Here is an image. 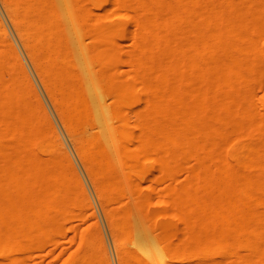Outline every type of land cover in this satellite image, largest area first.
<instances>
[{
  "label": "bare ground",
  "instance_id": "6f19581e",
  "mask_svg": "<svg viewBox=\"0 0 264 264\" xmlns=\"http://www.w3.org/2000/svg\"><path fill=\"white\" fill-rule=\"evenodd\" d=\"M1 1L94 184L120 263L264 264V116L254 102L264 0ZM149 173L166 182L156 212ZM86 209L84 179L0 14V264L44 259ZM92 224L68 238L77 244L60 264H113Z\"/></svg>",
  "mask_w": 264,
  "mask_h": 264
},
{
  "label": "rangeland",
  "instance_id": "374dc122",
  "mask_svg": "<svg viewBox=\"0 0 264 264\" xmlns=\"http://www.w3.org/2000/svg\"><path fill=\"white\" fill-rule=\"evenodd\" d=\"M111 4L109 2L105 3L104 6L102 8L105 7H110ZM0 14L5 22V24L7 25L10 35L12 37V39L14 40V42L16 43L21 56L23 57V60L39 90V92L41 93V96L53 118V121L55 122L64 142L65 145L67 147V149L69 150L71 156L73 157L76 166L79 170V172L81 173V176L84 179V182L86 184V187L88 189V192L90 194L91 200L93 202V209L92 210H83L84 214L86 216H89V218H87V220H82V219H76L74 220L75 223L77 224V228L74 229H69V234L67 238V241L61 243L55 250H53V252L50 251V253H48L49 248L45 249V250H40L38 251L41 253H48L47 256L42 259L40 257L35 258L36 256H34L33 258H35V260L33 259V261L31 262V264H35L41 261V264H60L61 261L68 257L69 253L72 251V249L76 246L77 243H71V241L68 239L71 235L75 234L76 235V240L78 241L80 239V233L83 231H88L89 229L92 228V223L95 221V219L98 220L99 225L102 228V231L104 233L105 236V241L109 250V254L111 256V260L113 264H121L120 263V259H119V251H118V247H117V242L118 240L116 239V237L114 236V234L112 233L111 230V226L109 224L106 212L102 206V203L98 197V194L96 192V189L94 187V184L85 168V166L83 165L77 151L76 148L74 146V143L72 141V139L70 138L69 134L67 133L2 1L0 0ZM129 26L134 27V22L132 20L128 21ZM80 37L82 39H84L85 43L88 44L90 43V37L89 35L85 32V33H81ZM131 38L126 39L125 40V49H128L131 45ZM95 66L96 68H98V63L95 62ZM129 65H125V67L123 69H128ZM98 90H100L98 88ZM107 101L111 102L112 101V95H108L107 97ZM254 102L257 106V108L260 111L261 116H264V79L262 80V82H260L256 88V93L254 96ZM141 103H136L135 107L138 108L140 107ZM134 118V116H133ZM262 129L264 130V120L262 122ZM185 172L181 173L179 178L176 180L180 181L182 179H184L185 177ZM166 182L164 181H156L153 178V175L151 173L147 174L145 176V179H143V190L145 191V193H150L151 195V204H150V210L151 212H156V211H160L162 210L165 206L164 204L161 202V198H160V194L163 193V188L165 186ZM128 200V199H127ZM136 238H137V233H136V237L134 239V241L136 242ZM163 256L168 258V252L164 246L163 249ZM213 257H219V255H212L210 254L209 258H213ZM202 259L201 258H193L191 261V264H202Z\"/></svg>",
  "mask_w": 264,
  "mask_h": 264
}]
</instances>
